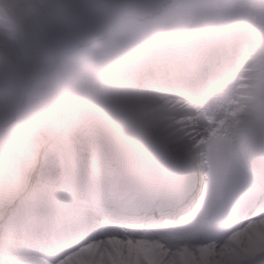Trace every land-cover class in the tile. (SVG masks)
Wrapping results in <instances>:
<instances>
[{"label":"snow or ice","instance_id":"1","mask_svg":"<svg viewBox=\"0 0 264 264\" xmlns=\"http://www.w3.org/2000/svg\"><path fill=\"white\" fill-rule=\"evenodd\" d=\"M0 264H264V0H0Z\"/></svg>","mask_w":264,"mask_h":264}]
</instances>
